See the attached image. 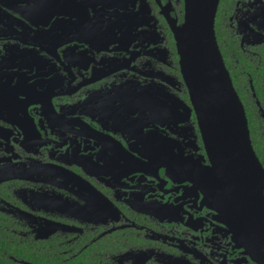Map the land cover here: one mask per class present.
<instances>
[{
    "label": "flooded vegetation",
    "instance_id": "af4514ba",
    "mask_svg": "<svg viewBox=\"0 0 264 264\" xmlns=\"http://www.w3.org/2000/svg\"><path fill=\"white\" fill-rule=\"evenodd\" d=\"M147 1L154 37L103 0H0V264H264V212L219 204L204 148L179 167L167 113L190 100L160 3L181 22L184 0ZM220 8L264 166V0Z\"/></svg>",
    "mask_w": 264,
    "mask_h": 264
},
{
    "label": "water",
    "instance_id": "95a60500",
    "mask_svg": "<svg viewBox=\"0 0 264 264\" xmlns=\"http://www.w3.org/2000/svg\"><path fill=\"white\" fill-rule=\"evenodd\" d=\"M103 3L117 7L119 12L115 15L125 25L123 29H139L145 19L150 25L141 30L143 36L157 35L159 20L147 0H103ZM130 3L132 8L136 6L135 10H131ZM219 4L220 0H184V17L179 22L172 3H160V13L175 40L181 73L179 88L183 87L190 100L188 103L177 96L167 117L171 118V111L179 108V167L192 165L188 162L192 156L181 145L192 144L201 159L206 158L199 152L204 148L210 161L205 180L208 190L218 195L219 204L223 207L222 201L227 199L236 211L242 208L249 215L260 214L264 212V166L254 149L244 103L217 39ZM165 49L169 54L170 49ZM199 141L203 146H199Z\"/></svg>",
    "mask_w": 264,
    "mask_h": 264
},
{
    "label": "trees",
    "instance_id": "16d2710c",
    "mask_svg": "<svg viewBox=\"0 0 264 264\" xmlns=\"http://www.w3.org/2000/svg\"><path fill=\"white\" fill-rule=\"evenodd\" d=\"M222 2H223V0H222ZM221 17H222V14H221V8H220L219 12H218V17L216 19L217 38H218V41L220 43V48L222 50L224 59H225L226 63L228 64L229 68H230V73H231V76L233 78L234 85L238 88L240 96H241L244 104L246 105L245 107H247V102L249 100L247 99V89L246 88H247V85H249V84L246 83L245 79L241 78V76L239 74H237V72H235V70H233V68L231 66L230 50H229L228 47H225L224 44H223L224 34L227 33L229 35V33L225 29V27H224V25L222 23V18ZM230 38L231 39L228 40V43H229V41L232 42V44L230 43V45L233 46L232 49L234 50V53L240 56V53H239L238 49L235 48L234 42L232 41L233 38L232 37H230ZM252 68H253L252 66H248L247 70L251 73V75L253 77V82H254L257 94L261 95V97H262V93H261L262 92V90H261L262 87L257 84V81H258L257 77H258L259 71L255 67H254L255 69H252ZM247 116H248V119H249V125H250L252 142H253V145H254L256 151L260 155L261 151H260L259 146H258L259 136H258V133H257V128H256L255 123H254L255 119L253 118V115L250 112V110H248V108H247Z\"/></svg>",
    "mask_w": 264,
    "mask_h": 264
}]
</instances>
